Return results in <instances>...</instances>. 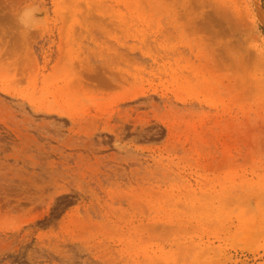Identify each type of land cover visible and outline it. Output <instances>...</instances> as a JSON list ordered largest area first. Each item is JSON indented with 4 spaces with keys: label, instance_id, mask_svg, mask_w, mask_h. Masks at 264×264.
I'll use <instances>...</instances> for the list:
<instances>
[{
    "label": "rangeland",
    "instance_id": "obj_1",
    "mask_svg": "<svg viewBox=\"0 0 264 264\" xmlns=\"http://www.w3.org/2000/svg\"><path fill=\"white\" fill-rule=\"evenodd\" d=\"M263 22L0 0V264H264Z\"/></svg>",
    "mask_w": 264,
    "mask_h": 264
},
{
    "label": "bare ground",
    "instance_id": "obj_2",
    "mask_svg": "<svg viewBox=\"0 0 264 264\" xmlns=\"http://www.w3.org/2000/svg\"><path fill=\"white\" fill-rule=\"evenodd\" d=\"M173 20H174V19H173ZM174 21H175V20H174ZM174 21H173V22H174ZM174 23H175V22H174ZM174 23H172V24H174ZM190 24H191V23H190ZM263 25H264V22H263ZM43 64H45V63H43ZM43 66H44V65H43ZM45 66H46V65H45ZM43 69H44V67H43ZM44 82H45V80H44Z\"/></svg>",
    "mask_w": 264,
    "mask_h": 264
}]
</instances>
